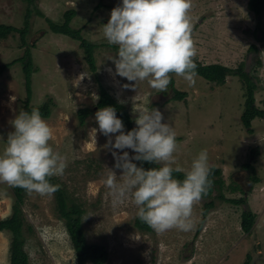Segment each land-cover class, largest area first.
Wrapping results in <instances>:
<instances>
[{
    "label": "rangeland",
    "instance_id": "obj_1",
    "mask_svg": "<svg viewBox=\"0 0 264 264\" xmlns=\"http://www.w3.org/2000/svg\"><path fill=\"white\" fill-rule=\"evenodd\" d=\"M192 2L195 59L232 69L244 63L255 83V105L264 108V40L252 33L256 25L264 30V10L257 16L246 0ZM121 4L122 0H0V24L23 27L29 14L25 39L28 45L33 43L29 48L34 67L29 105L36 107L51 98L50 114L42 118L54 131L50 144L67 164L63 175L53 178L83 209L80 220L86 240L107 246L108 257L101 264H243L247 254L249 264H264V116L251 120L252 133L245 130L240 119L245 92L235 74L226 75L223 84L211 83L198 74L194 87L172 74L166 92H157L147 80L133 87L136 82L116 74L109 57L118 58V48L104 38L103 25L111 10ZM69 8L75 10L71 28H82V36L96 44L94 70L77 40L50 29L47 20L61 23L63 12ZM24 48L17 31L0 37V65L9 62L0 72V154L9 132L14 131L11 121L24 106L23 63L14 62ZM256 60H260L258 65ZM99 85L126 106L134 128L139 110L155 108L163 114L162 122L169 123L177 133V165L189 170L199 152L207 149L210 164L220 168L221 192L228 199H220L214 189L198 202L193 209V230H140L133 224L138 208L131 196L123 203L114 202L104 181L111 169L120 182L123 170L115 167L112 152L128 151L130 157L135 153L132 149H111L109 137L99 132L95 119L96 112L103 108L96 105ZM174 89L185 91V95L176 98ZM82 107L90 111L80 123L78 109ZM124 132H128L125 126ZM117 134H111L113 143ZM256 148L257 155L251 154ZM132 162L141 167L139 161ZM251 170L259 177L258 182L249 180ZM239 197L245 202L229 201ZM210 198L214 205L203 217V203ZM14 203L13 188L0 182L1 219L11 215ZM244 208L255 213L249 232L240 226ZM21 211L23 248L30 264H77L55 193L40 196L25 190ZM10 241L11 231L0 229V264H9Z\"/></svg>",
    "mask_w": 264,
    "mask_h": 264
},
{
    "label": "clouds",
    "instance_id": "obj_2",
    "mask_svg": "<svg viewBox=\"0 0 264 264\" xmlns=\"http://www.w3.org/2000/svg\"><path fill=\"white\" fill-rule=\"evenodd\" d=\"M192 7V0H122L114 7L103 25V36L108 44L118 46V58L109 57L116 74L136 82L133 87L147 80L157 92L168 90L172 74L194 87L198 73ZM138 113L137 127L127 133L114 107H103L95 114L99 132L109 137L111 149H132L135 153L130 157L128 151L112 152L115 167L123 171L118 182L110 169L105 186L116 203L131 196L138 218L157 233L191 231L196 226L194 206L213 185L208 151L201 150L186 171L176 164L177 133L162 122L163 114L155 108ZM11 124L14 131L9 132L0 154V182L40 196L53 195L61 185L51 183L50 178L62 176L67 164L50 144L54 139L52 127L39 108L20 110ZM95 132L93 129L94 139ZM116 133L113 143L111 134ZM133 160L159 167L146 170ZM174 172H183L184 178L174 177Z\"/></svg>",
    "mask_w": 264,
    "mask_h": 264
},
{
    "label": "trees",
    "instance_id": "obj_3",
    "mask_svg": "<svg viewBox=\"0 0 264 264\" xmlns=\"http://www.w3.org/2000/svg\"><path fill=\"white\" fill-rule=\"evenodd\" d=\"M98 6L100 4H97ZM96 5V7H98ZM247 7L254 12L257 16L261 14L264 10V0H246ZM95 7V8H96ZM38 15H42L41 11H37ZM75 15V10L73 8H69L63 12L61 23H57L51 20H47L49 22L50 29L57 33L67 34L69 37L77 40L79 42L80 47H82L85 55V60L88 62L90 69H95V60L93 56V48L96 44L89 42L85 37L82 36L81 29L82 28H71L69 22L71 18ZM27 18L29 14L27 13ZM27 18H25V23L23 27H17L11 24H0V37H6L10 32L17 31L20 35L21 44L25 47L23 54L14 60H20L23 63V72H24V84H25V98H24V106L23 110L31 111L32 108H39L42 117H48L50 114V103L51 98H48L47 101H44L39 106L32 107L29 105V100L31 97V74L34 71L32 58L30 54V46L28 42H26L25 35L27 33ZM257 31H260V36L257 35ZM253 35L258 40H264V30L260 29L258 25L254 27L252 30ZM118 48V46H114ZM252 50L257 52V47L255 45H251ZM197 64V73L204 77L207 81L214 84H223L228 74L238 75L243 83L244 87V101H243V109L240 113V119L243 127L248 133H252L254 129L251 126V120L255 117H263L264 116V108H260L255 105L254 102V89L255 83L252 79L251 73L248 69L245 68L244 63L243 66L239 65L235 69H232L224 64L215 62V63H202L201 61L195 59ZM260 60H256V64L258 65ZM9 65L8 63L0 65V72ZM185 95V91H180L174 89V96L176 98H182ZM98 107H107L112 106L116 110V115L122 120L125 128L130 131L134 128L132 123V118L127 111V108L124 104L119 103L115 100V98L101 85H99V97L96 102ZM90 108L82 107L78 109V118L79 122H84L85 117L89 114ZM251 154L257 155L258 150L253 149L250 151ZM139 164L144 169H150L153 167H159L154 163H149L145 161H139ZM251 168V164L247 165ZM254 169V168H253ZM253 175H249V180L251 182L259 181V177L256 175L254 170H251ZM221 170L218 167L213 166L210 179L213 181L212 187L209 189L208 194L212 192V190H217V194L220 199L226 200L221 192V187L223 185L222 178L220 177ZM174 177L183 179L184 173H173ZM50 182L53 184H57L54 178H50ZM13 193L15 196V203L13 205V210L11 215L5 217L0 220V229H9L11 231V241H10V260L9 264H30L28 262L27 254L23 248V235H22V226L23 215L21 211V204L23 200V193L25 189L20 187H12ZM235 189V188H233ZM56 195V205L59 210L60 215L64 218L65 228L68 232L70 241L72 242L73 249L75 252V257L77 260V264H85L87 261H90L94 264H101L106 261L108 257V249L107 246L102 243L96 242H88L84 236L83 228L81 225L80 216L82 214L83 209L80 204L75 202L72 198L67 196V193L63 188L55 192ZM229 201L236 204L244 203V198H229ZM214 205V201L210 198L209 200L203 203L202 215L203 217L206 215L207 211ZM204 219L202 218L197 225V229L199 230L202 227ZM255 221V213L252 212L249 208H244L240 213V226L241 228L249 232L253 223ZM133 224L136 228L146 231L152 232L153 229L149 227L146 223L142 222L138 216L136 215ZM245 262L243 264H249L250 255L247 254L245 258Z\"/></svg>",
    "mask_w": 264,
    "mask_h": 264
},
{
    "label": "water",
    "instance_id": "obj_4",
    "mask_svg": "<svg viewBox=\"0 0 264 264\" xmlns=\"http://www.w3.org/2000/svg\"><path fill=\"white\" fill-rule=\"evenodd\" d=\"M0 220H1V218H0Z\"/></svg>",
    "mask_w": 264,
    "mask_h": 264
},
{
    "label": "crops",
    "instance_id": "obj_5",
    "mask_svg": "<svg viewBox=\"0 0 264 264\" xmlns=\"http://www.w3.org/2000/svg\"><path fill=\"white\" fill-rule=\"evenodd\" d=\"M258 182V181H257Z\"/></svg>",
    "mask_w": 264,
    "mask_h": 264
}]
</instances>
